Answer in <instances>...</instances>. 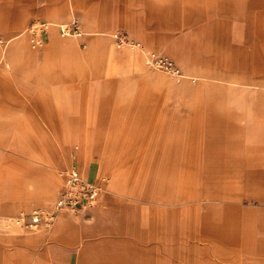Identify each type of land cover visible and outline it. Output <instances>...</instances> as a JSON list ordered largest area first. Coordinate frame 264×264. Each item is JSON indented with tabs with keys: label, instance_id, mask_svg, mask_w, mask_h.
<instances>
[{
	"label": "crops",
	"instance_id": "obj_1",
	"mask_svg": "<svg viewBox=\"0 0 264 264\" xmlns=\"http://www.w3.org/2000/svg\"><path fill=\"white\" fill-rule=\"evenodd\" d=\"M173 1L144 4L170 22ZM197 1L171 48L134 38L181 72L150 97L162 74L118 47L96 1L73 37L66 0H0V264H264V0ZM71 166L106 178L95 204L48 232L9 223L53 209Z\"/></svg>",
	"mask_w": 264,
	"mask_h": 264
},
{
	"label": "rangeland",
	"instance_id": "obj_2",
	"mask_svg": "<svg viewBox=\"0 0 264 264\" xmlns=\"http://www.w3.org/2000/svg\"><path fill=\"white\" fill-rule=\"evenodd\" d=\"M83 1H87L90 6L86 7L87 10L90 9L93 17V5L92 3L96 1V6L99 8L101 16L104 20L106 18L107 22H112L117 25L116 31L119 38H115L118 47H127L131 48V50L135 51L134 53L138 54L141 58V64L143 67L150 71H157L162 74L164 83L160 89L157 91L153 88L149 89L148 95L150 97H167L172 95V88L169 87V81L178 77L181 72L179 70V66L173 62V60L165 55L157 53L155 50H148V46H145L141 43V41L135 40L134 38H141L144 36L150 40L154 37H157V33H160L161 37L164 38V43L166 46L171 48L172 45V31L177 23H180L181 27V35H184L189 29L195 31V28L198 26L199 21L197 20V0H174L173 4H168L167 6H162L161 11L164 10H173L172 11V20L170 22H165L162 18L157 16H151L148 12V9L145 7L144 0H66L67 4V21L66 24L75 21L80 24V15L84 14L86 8H84ZM88 5V4H87ZM95 6V5H94ZM173 6V7H172ZM76 15V18H73L72 15ZM79 17V18H78ZM119 21L120 24H116ZM34 25V27H31ZM26 28L30 30V37H34V45L40 47L43 43L42 38L45 33L44 26L42 25L41 19H33L32 21L26 24ZM81 28V27H80ZM156 28H160L161 31H157ZM32 31V32H31ZM134 36L133 38L129 35ZM40 39V44H35V39ZM123 40V41H122ZM3 39L0 35V64H2V48L1 42ZM140 42V47H137V44ZM32 44V43H31ZM136 47V48H135ZM161 60V61H160ZM136 69V67L134 68ZM134 71V70H133ZM68 167H63L57 169V175L59 178L58 188L55 194V199L58 196L59 188L62 184V180L60 178V173L63 169H67ZM106 178H102L100 181L101 187H103V182H105ZM54 197V196H53ZM53 197L48 201L53 200ZM45 202V203H48ZM32 210V209H31ZM31 210H22L16 215L10 217V224H16V216L19 214H27ZM50 210V209H47ZM19 227H24L18 225Z\"/></svg>",
	"mask_w": 264,
	"mask_h": 264
},
{
	"label": "built area",
	"instance_id": "obj_3",
	"mask_svg": "<svg viewBox=\"0 0 264 264\" xmlns=\"http://www.w3.org/2000/svg\"><path fill=\"white\" fill-rule=\"evenodd\" d=\"M60 31L62 34H78L80 27L77 22L72 21L60 27ZM35 43L40 44V39H36ZM60 175L63 185L54 208L34 209L25 215L19 214L16 216V224L34 231L48 232L59 214L81 215L95 204L102 190L99 181L85 178L76 166L63 169Z\"/></svg>",
	"mask_w": 264,
	"mask_h": 264
},
{
	"label": "bare ground",
	"instance_id": "obj_4",
	"mask_svg": "<svg viewBox=\"0 0 264 264\" xmlns=\"http://www.w3.org/2000/svg\"><path fill=\"white\" fill-rule=\"evenodd\" d=\"M42 25L44 26V29L47 27V24L45 23H42ZM63 25H60L59 26V33L61 36H73V37H76V36H79L81 34V31L78 33V34H62L61 31H60V27H62ZM123 41V40H122ZM34 50V49H33ZM54 206H55V203H54ZM34 210V209H33Z\"/></svg>",
	"mask_w": 264,
	"mask_h": 264
}]
</instances>
